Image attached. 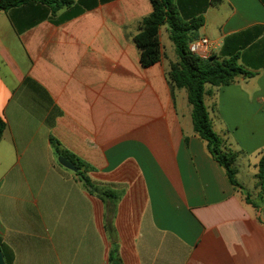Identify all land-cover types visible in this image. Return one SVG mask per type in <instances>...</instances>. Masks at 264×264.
Wrapping results in <instances>:
<instances>
[{"label":"crops","instance_id":"obj_1","mask_svg":"<svg viewBox=\"0 0 264 264\" xmlns=\"http://www.w3.org/2000/svg\"><path fill=\"white\" fill-rule=\"evenodd\" d=\"M151 12L150 0L0 9L5 264H111V252L118 264H264L255 178L264 154V0H216L197 34L213 43L211 55L228 39L227 51L253 74L205 86L213 131L237 156L239 187L194 133L186 92L167 83L177 57L165 26L160 61L140 65L132 38ZM59 157L79 161L92 192Z\"/></svg>","mask_w":264,"mask_h":264},{"label":"trees","instance_id":"obj_2","mask_svg":"<svg viewBox=\"0 0 264 264\" xmlns=\"http://www.w3.org/2000/svg\"><path fill=\"white\" fill-rule=\"evenodd\" d=\"M26 0H1L0 9L5 10ZM216 0H150L152 12L142 18L138 23V31L132 40L135 44L139 63L146 68L156 64L161 59V45L159 31L165 26L167 37L172 43L176 61L168 65L166 72L167 83L171 89L184 90L187 102L190 105V116L194 133L206 143V147L213 159L221 165L226 172L228 181L234 187H239L236 180L235 168L236 154L227 149L224 141L213 131L207 108L204 104L206 95L205 86L217 88L233 82L238 75L250 77L253 74L244 71L238 64L239 54L227 51L225 40L224 47L217 55L207 59H200L192 55L188 45L197 39L198 30L203 26L202 14L209 5ZM5 129L4 122L0 119V139ZM58 156L62 154L57 143H54ZM69 158L68 156L64 155ZM77 176L84 187L92 192V184L82 171L79 161H74ZM256 186L260 194L264 191V154L257 163ZM248 198V197H247ZM248 201V199H247ZM249 204L257 206L249 200ZM0 243V250L3 249ZM111 264H118L112 252L109 255Z\"/></svg>","mask_w":264,"mask_h":264},{"label":"built area","instance_id":"obj_3","mask_svg":"<svg viewBox=\"0 0 264 264\" xmlns=\"http://www.w3.org/2000/svg\"><path fill=\"white\" fill-rule=\"evenodd\" d=\"M212 49L213 43L205 37H199L188 45L189 52L200 59H207L211 56Z\"/></svg>","mask_w":264,"mask_h":264},{"label":"water","instance_id":"obj_4","mask_svg":"<svg viewBox=\"0 0 264 264\" xmlns=\"http://www.w3.org/2000/svg\"><path fill=\"white\" fill-rule=\"evenodd\" d=\"M58 162H59V164H61L63 167H65V168H67V169H69V170H71V171H74V172L77 171L76 167L73 166L71 163H69V162H68L66 159H64L63 157H59V158H58ZM109 232H110L111 236L113 237V232L111 231V229L109 230ZM0 264H5L1 251H0Z\"/></svg>","mask_w":264,"mask_h":264},{"label":"rangeland","instance_id":"obj_5","mask_svg":"<svg viewBox=\"0 0 264 264\" xmlns=\"http://www.w3.org/2000/svg\"><path fill=\"white\" fill-rule=\"evenodd\" d=\"M162 37H163V39H164V42L167 41L170 45H172V44L169 42V40L165 37V34H162ZM246 178L248 179V180H247L248 188L251 190V192L255 193L256 191H255V189H254V187H253V184H254V182H256V181H254V179L252 178L251 175H246ZM251 195H252L251 198H253V199L256 198V195H255V194H251ZM258 202H259V200L255 201L256 204H258Z\"/></svg>","mask_w":264,"mask_h":264}]
</instances>
